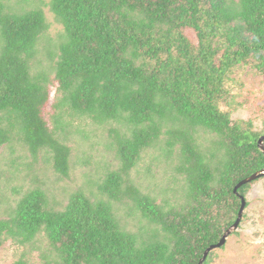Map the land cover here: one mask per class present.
Here are the masks:
<instances>
[{"label": "trees", "instance_id": "trees-1", "mask_svg": "<svg viewBox=\"0 0 264 264\" xmlns=\"http://www.w3.org/2000/svg\"><path fill=\"white\" fill-rule=\"evenodd\" d=\"M50 10L64 28L54 81L32 74L49 30L45 13L12 14L0 0V146L17 129L31 155L44 152L66 178L64 136L78 117L118 125L110 146L120 167L98 185L101 198L79 191L62 210L44 190L28 191L0 220V246L33 248L44 235L49 264H199L237 220L235 187L264 170V121L259 130L222 108L242 67L264 78V0H51ZM52 83L54 130L44 117ZM202 133L212 136L208 145L199 142ZM163 137L161 149L177 153L183 177L176 205L143 194L130 179ZM253 183L239 194L246 198ZM128 202L155 227L149 241L120 224L115 205ZM14 264L31 263L23 255Z\"/></svg>", "mask_w": 264, "mask_h": 264}, {"label": "rangeland", "instance_id": "rangeland-1", "mask_svg": "<svg viewBox=\"0 0 264 264\" xmlns=\"http://www.w3.org/2000/svg\"><path fill=\"white\" fill-rule=\"evenodd\" d=\"M7 11L21 14L41 9L49 24L48 32L40 39L37 56L32 61V74L44 72L54 81V67L63 42L64 28L50 10L51 0H2ZM191 39L195 36L188 35ZM57 84L50 87V100L44 109V117L51 130H54L53 104ZM232 98L222 108L231 112L234 121L255 120V127L262 129L264 121V78L251 66L242 67L227 84ZM231 103V104H230ZM118 125L99 126L89 119L76 117L64 136L71 149L70 173L64 178L55 173L52 162L41 152L35 159L21 140L17 129L9 132L10 141L0 146V220L9 219L13 208L28 191L44 190L50 205L56 210L66 207L70 197L79 191L91 197L101 198L98 185L109 172L119 169L114 142L110 129ZM212 136L202 133L199 142L208 145ZM165 137L160 146L148 150L138 166L130 174V179L143 194L150 195L161 204L181 203L182 176L176 171L178 156L175 152L167 157L162 151ZM247 208L238 230L235 231L220 249L214 251L210 264H264V178L253 183L246 195ZM115 213L120 224L128 232L136 235L139 242H147L155 227L139 211L133 210L128 202L115 205ZM160 235L162 232L159 231ZM32 248L7 241L0 246V264H14L26 255L31 264H49L44 258L50 252L48 242L41 235ZM51 254V252H50ZM53 257V256H52ZM49 261V260H48ZM52 261L50 264H55Z\"/></svg>", "mask_w": 264, "mask_h": 264}, {"label": "water", "instance_id": "water-1", "mask_svg": "<svg viewBox=\"0 0 264 264\" xmlns=\"http://www.w3.org/2000/svg\"><path fill=\"white\" fill-rule=\"evenodd\" d=\"M259 148L260 150L264 153V136L262 138H260L259 140ZM264 178V170L260 171V172H257L255 173L254 175L250 176L249 178L243 180L242 182H240L234 189V194L236 196H238L241 200V207H240V210H239V213H238V217H237V220L235 221V223L224 233L223 237L221 238L220 242L216 245H212L210 246L204 253L202 259L199 261V264H204L209 255L217 250V249H220L222 248L223 246H225L226 242H227V239L235 232L238 230L239 226L241 225L242 223V220H243V217H244V213H245V210L247 208V201H246V198L241 196L239 194V190L245 186V185H248V184H251L257 180H260Z\"/></svg>", "mask_w": 264, "mask_h": 264}]
</instances>
